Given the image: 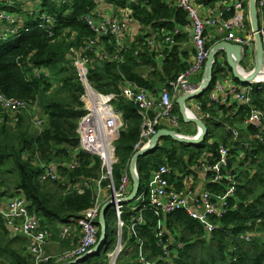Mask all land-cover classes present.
<instances>
[{
  "label": "trees",
  "instance_id": "1",
  "mask_svg": "<svg viewBox=\"0 0 264 264\" xmlns=\"http://www.w3.org/2000/svg\"><path fill=\"white\" fill-rule=\"evenodd\" d=\"M233 1L241 2L248 24V0ZM104 3L127 9V28L130 21L141 29L133 39L123 38L120 50L112 36H99V51L107 54V59L88 53L93 57L88 83L99 93L114 94L112 104L122 117L114 141L117 160L112 167L117 189L122 176L129 172L144 124L138 106L119 94L125 86L132 85L157 98L162 88L171 90L177 76L190 68V51L182 48L191 27L186 11L174 0H0V94L26 104L17 112L0 108V189L4 187L0 190V204L6 194L21 192L29 213L39 219L40 229L48 231L46 245L56 235L57 223L83 217L96 199L95 181L101 175V165L97 156L79 147L76 129L85 110L81 101L83 86L73 59L96 38L84 18H99L101 14L96 10ZM194 4L210 8L218 4L217 10L226 19L235 13L233 3L194 0ZM256 7L258 26L264 25V0H256ZM113 17L124 20L119 13ZM152 34L155 42L149 44L147 38ZM167 36L170 41L164 42ZM222 39L217 36L205 40V48L210 49ZM191 52L194 58L195 50ZM242 55L240 65L248 68L245 59L250 54L244 48ZM227 73L232 72L229 69ZM225 74L216 58L207 89L194 98L196 115L207 128L204 140L186 144L162 137L152 151L139 156L137 196L143 194L145 201L135 206L121 204L119 235L114 210L107 207L104 246L77 264H108V254L115 250L118 236L122 246L114 264H264V130L245 125L249 107L237 105L228 91L223 102L210 99V92ZM249 96L250 104L264 111V83L253 84ZM34 107L41 113L35 132L30 122ZM172 113L183 122L176 102ZM152 115L150 111L148 116ZM222 148L226 150L224 156ZM222 161L225 166H221ZM49 165L56 178L40 179L44 167ZM161 165L168 166L166 176L176 190H184L187 179L194 181L203 171V190L215 203L223 199L221 214L209 215L204 224L192 218L187 209L163 213L150 206L146 199L151 175ZM215 165L223 174L220 181L213 180L216 172L210 169ZM107 185L108 180H101L102 187ZM230 186L233 190L228 194ZM106 201L101 200L100 207ZM94 224L98 228L97 243L101 233L98 215ZM208 224L215 225L210 232L206 231ZM27 244L24 237L10 234L0 217V264L70 261H60L57 256L35 262L26 250Z\"/></svg>",
  "mask_w": 264,
  "mask_h": 264
},
{
  "label": "built area",
  "instance_id": "2",
  "mask_svg": "<svg viewBox=\"0 0 264 264\" xmlns=\"http://www.w3.org/2000/svg\"><path fill=\"white\" fill-rule=\"evenodd\" d=\"M176 4L186 11L187 17L191 22V41L195 50V56L191 62L190 68L179 74L175 81L171 84L170 89L162 88L159 91L157 98H154L149 91L137 88L136 86L128 85L123 88L119 94L121 97L133 101L139 108L144 116V124L140 133V139L135 146L136 151L147 146L152 134L159 128H167L176 131L180 122L177 116L172 113L174 108V100L176 97L194 91L198 85L189 81V78L195 74L201 73L205 66V60L208 56L209 50L205 48V31L207 28L213 26L221 28L225 33L224 40L238 44L241 48H245L249 54L254 55V36L251 34L247 37L238 36L236 31L242 27L244 14L242 4L240 1H235L233 7L235 9L234 15L226 19L220 11H216L214 15L209 17H202L198 11L194 0H174ZM3 17V14H0ZM85 22L96 34V38L85 44L83 51L77 53L73 59V65L77 73L78 79L83 86V94L81 101L84 106V114L80 117L77 123V134L79 147L97 156L100 159L101 175L96 182V199L94 205L86 210L83 217L75 220L76 224L80 226L81 236L78 243L72 249H69L57 258L60 261L66 259L74 260L82 254L91 250L96 244V234L98 228L94 224L96 219L101 200L99 194L101 192V180H108L107 188L110 190L113 198V205L115 221L118 228L121 227V204L119 200L124 198L125 190L127 191V184L130 180L129 172L125 173L120 185L116 189L112 179V167L116 163V156L114 153V141L116 140L119 128L122 126L121 113L118 112L114 106L113 101L116 96L114 94L104 95L94 90L88 83V70L93 62V57L88 53L96 54L101 59H107V54L99 51L98 37L110 35L114 38L115 47L117 50L123 48V35L127 28L125 20H118L114 17L101 16L97 19L86 16ZM258 33L261 38L262 45V68L264 70V25L258 26ZM149 44H154V34L148 38ZM170 41V38L165 37L164 42ZM264 81V78L261 80ZM201 83V82H200ZM254 83L242 84V86H226V84L218 81L213 90L210 92L209 97L214 102H223L225 100L224 93L228 91L230 97L237 105H246L249 107V114L245 120V125L257 128L259 131L264 130V111L258 109L250 104L249 91ZM26 107V104L19 99L7 98L0 94V108L6 109L9 112H17ZM187 107V106H186ZM192 116L197 115L187 107ZM153 111L152 117H149V112ZM39 125V120H37ZM177 132V131H176ZM199 131L197 130V133ZM179 133V132H177ZM180 134V133H179ZM182 135V134H181ZM258 138H260L258 136ZM221 155H226V150H220ZM221 166H225L222 161ZM209 170L208 168H206ZM211 171H215L213 177L214 181H220L223 174L219 173L218 165L213 166ZM169 173L167 165H161L155 170L150 179V192L147 197V202L150 206L161 210L163 213H169L177 209H187L190 216L200 222L207 224L209 215H220L224 208V202L219 200L215 203L211 200L207 191L203 190L198 198L190 197L192 178L187 179L186 188L184 190L174 189L168 180L166 174ZM55 173L51 165L45 166L40 179H55ZM233 187L227 189V193H231ZM127 194V193H126ZM138 202L145 201L144 195L137 196ZM192 205V206H191ZM191 206V207H190ZM0 217L3 218L10 229V234L22 236L27 241V252L32 255L35 262H43L53 257L45 252V245L48 240V231L40 229L39 219L30 214L28 211V202L24 195L14 193L6 198L4 203L0 204ZM215 225H207L206 231L210 232ZM69 232L68 226H63L60 235L63 237ZM244 239L248 240L247 235ZM113 256L117 257L118 251L112 252ZM57 257V256H54ZM53 257V258H54Z\"/></svg>",
  "mask_w": 264,
  "mask_h": 264
},
{
  "label": "water",
  "instance_id": "3",
  "mask_svg": "<svg viewBox=\"0 0 264 264\" xmlns=\"http://www.w3.org/2000/svg\"><path fill=\"white\" fill-rule=\"evenodd\" d=\"M248 18L251 26V31L254 36L255 48H254L253 68L249 72H246L248 74L246 76H243L237 72L238 69H241L240 61L242 59V55H241L242 48L240 45L229 42L227 40H220L215 44H213L205 60V66L203 69L201 83L197 86V88L194 91L186 92L178 96L175 101L183 121L186 123L194 124L199 132L195 136H185L177 133L172 129H167V128L157 129L156 132L151 135L148 145L136 151L132 156V158L130 159L129 173L132 181V189L127 196L119 200L120 204L123 205L130 203L137 198L139 192V178L136 171V161L139 156H142L152 151L156 147L160 138L169 137L173 140L186 144H199L204 140L205 135L207 134V128L201 119L192 116L191 111L186 107V102L196 98L198 95L202 94L207 89L211 79L214 63L216 61L217 56L220 53L224 54V56L226 57V62H227L226 64L228 68L231 70L233 77L237 79L239 82L243 84L264 83V81L255 80L256 76L258 75V72L262 69V45H261V38L258 33V13L256 7V0H248ZM113 203H114L113 198H110L100 207L98 213V223L100 225L101 233L97 243L91 248V250L82 254L81 256H79L74 260H70L66 263H60V264H77L87 256L95 254L100 248L104 246L105 239L107 237V225L104 219V212L106 208L112 206Z\"/></svg>",
  "mask_w": 264,
  "mask_h": 264
},
{
  "label": "crops",
  "instance_id": "4",
  "mask_svg": "<svg viewBox=\"0 0 264 264\" xmlns=\"http://www.w3.org/2000/svg\"><path fill=\"white\" fill-rule=\"evenodd\" d=\"M218 3L219 4L221 3L222 5H228V4L234 3V1L233 0H229V1L218 0ZM196 6H197L198 11L202 17H209V16L214 15V13L217 11V9L219 7L218 4L214 8L200 6V5H196ZM96 11H97V13L101 14V16H106V17H113L116 15V13H119V14H121V16L123 17L124 20H126V16L128 14L127 9H117V8L113 7L112 5L107 4V3L99 5ZM116 17L119 18V15H117ZM247 19H248L247 20L248 24L246 23V21H244L245 20L244 19L242 27L236 31V34L238 36L247 37L251 34V26H250L249 18L247 17ZM140 32H141V29H140L139 25L129 21L128 28L126 30V34H124V37H123L124 41L133 39L134 36L138 35ZM188 36H189L188 41L186 43L182 44V48L187 50V51H190V60L192 62L193 61V54H192L191 50H194V47H193V44L191 41V28L190 27L188 28ZM217 36L225 37V33L221 30V28L213 26L211 28L206 29L205 39L207 41L210 39H213ZM222 40H224V39H222ZM241 55H242V51H241ZM242 57H243V55H242ZM217 60L219 61L220 65L226 70L225 78L220 79V82L226 84V86H238V87L242 86L243 83L239 82L237 79H236L237 82L240 83L239 85L231 84L230 80L232 77L229 76L231 73H227L229 68L226 64L227 62H226V57L224 56V54L220 53L217 56ZM245 63L249 69L253 68V66H254V55L250 54V57L245 59ZM241 69L244 72H249V71H246L249 69L245 70L242 67H241ZM202 74H203V72L201 74L198 73V74L193 75L194 77H193L192 83L195 85H199L201 80H202ZM176 98H175L174 102L176 101ZM188 102L189 101L186 102V106L189 107L196 114L197 112H196L195 108H193L195 105V100H190V102L189 103ZM177 129L180 131L179 132L180 134L185 135V136H195L197 134V130H198L194 124L185 126V125H181V123ZM205 183H206L205 173L203 171L198 172L197 177L193 181V184H192L193 187L191 189L190 197L198 198L203 191ZM189 185L191 187V184H189ZM5 201H6L5 199L4 200L2 199L1 203H4ZM63 226L69 227V234L65 237H61V235H60L61 229ZM56 227H57L56 235L55 236L53 235L50 238L49 243L45 247L46 253L50 256H53V257L58 256L61 253H63L64 251L73 248L78 241L77 239H79V237H80V231H79V228H78L75 221H72V222H69L66 224L57 223ZM72 239L75 240V242L72 241Z\"/></svg>",
  "mask_w": 264,
  "mask_h": 264
},
{
  "label": "rangeland",
  "instance_id": "5",
  "mask_svg": "<svg viewBox=\"0 0 264 264\" xmlns=\"http://www.w3.org/2000/svg\"><path fill=\"white\" fill-rule=\"evenodd\" d=\"M135 37V36H134ZM244 68L243 66H241L240 65V68ZM245 70L246 69H249V68H244ZM252 68H250L249 70H246V71H250ZM230 77H232V73L229 75ZM193 77L194 76H191L190 78H189V81L190 82H192V80H193ZM230 82H231V84H235V85H239L240 83H238L237 81H235L233 78H231V80H230ZM192 100H195V99H192ZM189 102H190V100H189ZM188 102V103H189ZM41 117V113H40V111H39V109L37 108V107H34V109H32V112H31V118H30V122H31V124H32V130H33V132H35V130H37L39 127H38V125H37V120L39 119ZM8 125V124H7ZM181 125H185V126H187V125H192L191 123H186V122H181ZM246 127V126H245ZM120 129V128H119ZM130 174V173H129ZM130 181H131V176H130V180L128 181V184H127V191L125 190V195L127 196L129 193H130V191H131V189H132V184L130 183ZM132 182V181H131ZM192 184H193V182H192ZM191 184V189H192V187H193V185ZM3 188L4 187H1V189L0 190H3ZM127 193V194H126ZM111 195V193H110V190L107 188V187H102V189H101V192H100V194H99V199L100 200H107L108 198H109V196ZM8 194H6L5 195V200H6V197L8 198ZM112 197V196H111ZM138 198V197H137ZM137 198L135 199V200H133L132 202H130L133 206H135L137 203H138V200H137ZM118 227V226H117ZM120 232H121V227L120 228H118V235L120 234ZM78 240V239H77ZM72 241H74L75 242V240H73L72 239ZM121 244H120V239H119V236H118V241H117V244H116V247H115V251L117 250L118 251V253L120 252V250H121ZM67 251V250H66ZM65 252V251H64ZM118 255V254H117ZM113 256H115V254H113L112 252L111 253H109L108 254V264H114V263H112L113 262V260H114V258H113Z\"/></svg>",
  "mask_w": 264,
  "mask_h": 264
},
{
  "label": "bare ground",
  "instance_id": "6",
  "mask_svg": "<svg viewBox=\"0 0 264 264\" xmlns=\"http://www.w3.org/2000/svg\"><path fill=\"white\" fill-rule=\"evenodd\" d=\"M237 72L243 76L248 75L246 72H243L241 69H238ZM264 78V70L263 68L258 72V75L256 76L255 80L260 81ZM190 114V113H189Z\"/></svg>",
  "mask_w": 264,
  "mask_h": 264
}]
</instances>
